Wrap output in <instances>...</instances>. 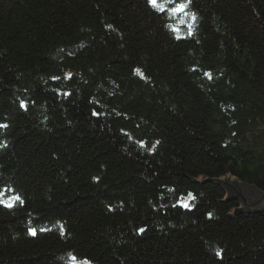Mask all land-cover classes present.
<instances>
[{
  "label": "trees",
  "instance_id": "obj_1",
  "mask_svg": "<svg viewBox=\"0 0 264 264\" xmlns=\"http://www.w3.org/2000/svg\"><path fill=\"white\" fill-rule=\"evenodd\" d=\"M0 125V264H264V0H0Z\"/></svg>",
  "mask_w": 264,
  "mask_h": 264
},
{
  "label": "water",
  "instance_id": "obj_2",
  "mask_svg": "<svg viewBox=\"0 0 264 264\" xmlns=\"http://www.w3.org/2000/svg\"><path fill=\"white\" fill-rule=\"evenodd\" d=\"M225 185L231 198L240 203L239 212L243 209L251 212L264 211V191L233 179H228Z\"/></svg>",
  "mask_w": 264,
  "mask_h": 264
},
{
  "label": "snow or ice",
  "instance_id": "obj_3",
  "mask_svg": "<svg viewBox=\"0 0 264 264\" xmlns=\"http://www.w3.org/2000/svg\"><path fill=\"white\" fill-rule=\"evenodd\" d=\"M149 6L153 7V8H156L158 3H159V0H147ZM166 2L168 3H174L175 0H166ZM187 7V4L186 3H181V4H178L176 6V8L173 9V12H183L185 10V8ZM161 11L163 10L162 8L160 9ZM187 15V13H185ZM192 19L194 20L195 19V16L193 15L192 16ZM26 107V104L24 102H21V108H25ZM94 115H97L96 113H94ZM0 127H6V125H0ZM143 146V144L141 145ZM5 193L4 191L0 190V204H4V201H3V197H4ZM189 196H191V194H189ZM10 199L12 200H18L19 197H11ZM6 207H11L12 204L11 203H8L6 205H4ZM185 207H187V205L185 204L184 205ZM30 234L32 235H35V230L32 229L30 230ZM69 261H70V264H78V261H77V258L75 256H73L72 254H69ZM84 264H88V262H84Z\"/></svg>",
  "mask_w": 264,
  "mask_h": 264
},
{
  "label": "rangeland",
  "instance_id": "obj_4",
  "mask_svg": "<svg viewBox=\"0 0 264 264\" xmlns=\"http://www.w3.org/2000/svg\"><path fill=\"white\" fill-rule=\"evenodd\" d=\"M229 180H232L231 178Z\"/></svg>",
  "mask_w": 264,
  "mask_h": 264
}]
</instances>
